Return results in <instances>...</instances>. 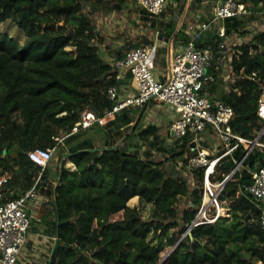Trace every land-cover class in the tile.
<instances>
[{"label": "trees", "instance_id": "trees-1", "mask_svg": "<svg viewBox=\"0 0 264 264\" xmlns=\"http://www.w3.org/2000/svg\"><path fill=\"white\" fill-rule=\"evenodd\" d=\"M123 1L0 0V23L11 20L26 36L20 43L0 31V175L10 173L2 187V202L34 185L40 167L28 157L29 150L57 148L62 132V140L70 142L83 133L67 135L83 110L102 115L115 103L108 88L119 85V71L98 52L104 36L95 14L118 10ZM238 1L264 11V0ZM140 8L143 22L167 38L166 48L189 41L179 17L173 14L166 20L164 10L150 16ZM248 18H254L253 13ZM242 22L238 16L227 18L226 34ZM222 39L216 31H208L198 41L217 46ZM140 44L116 49L115 58ZM231 64L229 86L219 92L223 81L218 78L208 90L232 106V131L253 139L262 124L257 106L264 86V29L237 46ZM146 105H134L135 116L122 125L116 123L118 117L108 120L101 144L83 139L68 147L66 158L63 154L58 158L55 185L48 190L51 209L43 217L47 220L43 231L55 237L46 264H158L159 248L148 241L150 234L165 235L174 247L160 264H264V199L244 194L243 189L250 179L247 169L264 165V146L254 145L252 164L245 159L244 167L225 181L218 198L228 203V216L193 225L202 201L204 168L166 173L164 161L154 159L148 149L143 153L132 149L134 138L153 129L136 131ZM188 136L181 143L174 141L176 149L161 148L167 159L174 161L190 150ZM248 148L249 143H240L219 158L210 181L224 179ZM66 160L75 167L65 166ZM48 171L49 164L37 186L44 184ZM138 198L152 204L149 219L142 217L137 205L130 206Z\"/></svg>", "mask_w": 264, "mask_h": 264}, {"label": "built area", "instance_id": "built-area-1", "mask_svg": "<svg viewBox=\"0 0 264 264\" xmlns=\"http://www.w3.org/2000/svg\"><path fill=\"white\" fill-rule=\"evenodd\" d=\"M136 3L139 7L146 9L150 16H154L163 10L167 0H136ZM248 12L245 4L238 0H219L214 5L208 20L191 28L189 41L172 56L170 75L167 80H161L154 75L149 64V45L129 48L125 55L117 58L112 65L118 71L129 70L135 84V93L120 98L116 87L110 86L108 96L115 100L112 107L102 115H97L93 110L86 108L82 111L80 121L67 134L76 133L94 125H105L125 107L142 106L150 100L163 102L174 110L175 116L170 128L179 143L189 135L188 141L192 148L194 147L192 142L196 141L200 133L211 131L221 145L222 151L218 154H210L206 149L197 148L196 152L188 158V171L196 167L204 168L202 201L197 208L193 225L214 222L218 216L223 215L221 200L218 196L228 175L216 182L209 179L219 158L231 153L240 143H249L247 151L236 161L234 173L235 170L244 167L243 161L247 160L254 145L264 146L261 140L264 136V86L261 88L257 106V114L262 124L253 139H246L232 131L230 126L234 113L232 106L214 98L208 90V84L217 81L218 78H221L223 82L233 80L231 64L233 55L225 42L224 22L227 18L241 16ZM261 12L264 13V11ZM213 24H218L216 32L223 39L217 46L200 43L198 40L205 31L214 26ZM212 67L213 70H210ZM54 149L55 147H36L28 151V157L40 167V170L34 185L16 198L1 201L2 187L10 178V173L5 171L0 175V264L17 263L30 226L27 202L37 197V182L44 168L50 163ZM247 170L250 179L247 180L248 184L246 181L243 184L244 194L257 200L264 199V165ZM208 203L212 205L213 211ZM261 223L264 228V213ZM52 240H55V237Z\"/></svg>", "mask_w": 264, "mask_h": 264}, {"label": "crops", "instance_id": "crops-1", "mask_svg": "<svg viewBox=\"0 0 264 264\" xmlns=\"http://www.w3.org/2000/svg\"><path fill=\"white\" fill-rule=\"evenodd\" d=\"M218 1L219 0H185L182 8V5H180L182 4V0H167V3L163 8V10L165 11L164 19L169 20L171 18V15H176V17H179L181 19V29L183 30V32L190 35L189 31L191 28L197 27L203 21L208 20L214 5ZM166 6H169V9L166 8ZM111 13L113 12L111 11ZM105 14L107 13H103L102 15ZM104 17L105 16H100L98 18L96 15L97 28L100 29L101 34L104 36V42L99 44L98 52L105 61L113 64L117 59L115 58L116 49H121L123 46L129 45L130 42L122 33V30L118 28L116 23H114L113 27H111V25L107 27L106 24H103L102 20ZM208 31H213L212 26L211 29L204 32V36ZM154 33L156 38L152 39L150 38V36H147L148 38L145 37L144 39H147L148 41L145 42V40L143 39L140 45L150 46V67L157 78L161 80H167L170 75V62L172 56L175 52L181 50L185 44L181 42H174L171 43L170 48H166L167 38H165L162 34H158L156 31H154ZM204 41L205 40H201L200 43H204ZM115 87L120 98L135 93V84L132 80L129 70H119V85ZM135 109V106L125 107L124 109L116 113V115L112 119H116L118 117L116 123L122 125L127 119H129L130 117L133 118L135 116L133 115ZM174 116L175 112L171 107L157 100H150L147 105L142 108L140 119L136 124V131L138 132L148 126L153 127L152 131H149L145 137H141L139 135L137 136L140 140L148 141L150 143L151 146L145 148L144 150L148 149L150 152H153V147H158L160 151H164L161 150V148H175L174 141H176L177 138L170 128ZM145 118H148L149 121L146 120L147 123L138 128L139 122L141 120L144 121ZM165 125H167V128H163V126ZM94 127L96 126L94 125L89 128L80 130L83 133H81L78 137L71 139V141L68 143L65 142V140H61L62 142H60L58 138L59 144L57 145V148H59L60 145L63 144V146H66V149L68 150V147L70 145H73L74 143L83 139L93 140V142L97 145L101 144L105 134V130L103 128L99 127L101 128L100 130H103L101 131L102 133L98 135V137L97 135L93 136L92 134H87L88 131H90L92 128L94 129ZM112 127L114 128V125ZM163 129H165V132H163ZM194 143L195 144H192L194 146L192 147L193 149L190 148L189 154H186L187 158H189L190 155L194 154L197 148L206 149L210 154H218L217 152L221 149V145H219L218 140L215 138L214 134L211 131H204L200 133ZM57 148L55 147L54 150H56ZM67 150L64 151V155L67 153ZM176 157H182V155H177ZM185 160L186 162L184 166L186 167V169H188V159ZM67 162L70 163L69 160H67ZM56 171L57 169L55 167H49V171L47 173L48 178L45 180L43 185L38 186L37 188V197L31 198L27 202V212L30 218L31 226L28 230L27 242L23 246L18 257L19 261H17L16 264H46L47 257L49 256L52 247V238L54 236L46 234L43 231V228H46L47 224V220L43 217L44 214L49 210V208L51 209L50 195L48 193V190H53L54 188V176ZM205 200L206 202L208 201L207 197L205 198ZM140 202L141 201L138 198L135 203L130 206L137 205ZM227 205L228 203L225 200H221L222 212L226 215L229 214ZM208 206L212 208L213 211L212 205L208 203ZM42 245H44L46 249L43 250ZM30 250L33 252H31ZM26 251L31 257H26ZM39 252H41V254L43 255H41Z\"/></svg>", "mask_w": 264, "mask_h": 264}, {"label": "rangeland", "instance_id": "rangeland-1", "mask_svg": "<svg viewBox=\"0 0 264 264\" xmlns=\"http://www.w3.org/2000/svg\"><path fill=\"white\" fill-rule=\"evenodd\" d=\"M248 7H249V8H247L249 10L248 13L243 14L241 16H238V20H244V22L239 23L237 26H234V28L232 26L231 32L229 34H227L225 37V42L227 43V45L229 47V52L232 53V55L236 52L238 45H240L242 42L247 41L251 37V35L253 33H255L256 31L264 29V13L259 12L257 10L254 11L253 8L250 6V4L248 5ZM166 8L169 9V6H166ZM112 12L113 13L109 12L105 15H102L103 14L102 12H97L95 15H97L98 18L100 16H105L102 20V23L106 24L107 27L110 25H111V27H113L114 23H116L118 28H120L122 30V33L127 37L130 44L142 42L143 39L147 36L148 37L150 36V38H152V39L156 38L154 31L152 29H150L147 26V24H145L143 22L142 11L136 2L125 0V1L120 3V8L118 10H114ZM251 13H253L254 18H248V16ZM213 25L214 26H212V30L216 31V26L218 24H213ZM224 25L226 27L225 22H224ZM0 31L9 34L10 36H12L16 40H18L20 43H23L26 40V36L24 35L23 31L21 29H19L15 25V23L11 20H6V21L0 23ZM228 86H229V80L222 82L221 86H219L217 89L219 90V92L224 91ZM223 87L225 89H223ZM13 118L18 122L21 120L17 114H14ZM146 120L149 121L148 118H145L144 121L141 120L138 124V128H140L142 125H145L147 123ZM95 126L96 127H94V129L92 128L90 131H88L87 134H92L93 136L97 135V137H98V135H100V133H102L101 131L103 129L105 130V126H103V125H101V126L95 125ZM168 126H169V124H168ZM99 127L103 128V129L100 130L101 128H99ZM163 128H167V125L163 126ZM163 132H165V129H163ZM63 134H64V132H62L60 134L61 136L59 137V139H61ZM138 139H139V137H136L133 139L134 143H136V146L132 147V149L138 148L139 152L143 153L145 151L144 149L151 146V145L148 141H142V140H140V139L138 140ZM62 141L60 140V142H62ZM212 141H210V142H212ZM66 148H67L66 146H63V144H61L59 148L54 150V152L52 154V158H51L50 163H49V167L53 166V167L57 168L58 158L60 157L61 154H63L62 157L66 158V154L64 155V151L67 150ZM152 149H153V152H151V154H152L153 158L156 160H163L164 161L163 169L165 170L166 173H169L170 171H174L177 173L181 172L183 174H187L189 172L188 169H186V167L184 166V164L186 162L184 157H186V154L187 155L189 154V151L184 153L182 155V157H176V159L174 158L175 160L173 161L172 159H167L168 154L165 152V150L160 151L158 149V147H153ZM178 151H180L179 148H178ZM65 166L70 167V168L75 167L71 162L70 163L67 162V160L65 162ZM182 204H183V201H182L181 205ZM137 205H138L137 207L139 208L142 217L144 219H149L151 217L152 210H153L152 204L140 202ZM223 216H228V215L223 214ZM30 226H29V228H30ZM147 239L151 244H153L159 248L160 258H161V261H163V259L167 256L169 250L171 249V246H169L167 244V239H166L165 235L153 236L152 234H150V235H148ZM26 242H27V239H26ZM42 248H43V250L46 249V247L44 245H42ZM31 252H33V251H31ZM39 253L41 254V252H39ZM41 255H43V254H41ZM27 256L31 257V256H29L28 252L26 254V257ZM17 261H19V259ZM256 264H260V262H256Z\"/></svg>", "mask_w": 264, "mask_h": 264}, {"label": "water", "instance_id": "water-1", "mask_svg": "<svg viewBox=\"0 0 264 264\" xmlns=\"http://www.w3.org/2000/svg\"><path fill=\"white\" fill-rule=\"evenodd\" d=\"M124 70H125V69H124ZM192 144H194V142H192ZM253 160H254V158H253V153H252V151H250V152H249V155H248V160H247L249 166L252 164ZM234 168H236V166H235ZM233 171H234V170L232 169V170L229 172L227 178H229V177L232 175ZM246 184H248V181H246ZM189 231H190V227L187 229V233H188ZM184 235H185V233L182 234L181 238H182ZM181 238H180V239H181ZM180 239L176 242V244H178V242L180 241ZM176 244H175V245H176ZM173 248H174V247H171V249L169 250V252H170ZM169 252H168V254H169ZM168 254H167V255H168ZM160 262H161V260L158 262V264H160Z\"/></svg>", "mask_w": 264, "mask_h": 264}, {"label": "bare ground", "instance_id": "bare-ground-1", "mask_svg": "<svg viewBox=\"0 0 264 264\" xmlns=\"http://www.w3.org/2000/svg\"><path fill=\"white\" fill-rule=\"evenodd\" d=\"M166 252V251H165ZM164 255V254H163Z\"/></svg>", "mask_w": 264, "mask_h": 264}]
</instances>
